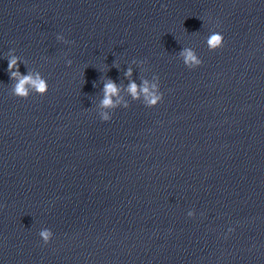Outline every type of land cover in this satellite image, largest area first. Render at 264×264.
<instances>
[{
  "label": "clouds",
  "instance_id": "clouds-1",
  "mask_svg": "<svg viewBox=\"0 0 264 264\" xmlns=\"http://www.w3.org/2000/svg\"><path fill=\"white\" fill-rule=\"evenodd\" d=\"M218 27V25H217ZM58 41H62L67 43L65 41L63 35L57 36ZM207 46L210 51H216L218 49H221L224 46V37L223 35L218 31H213L210 33L209 37L207 38ZM183 57V62L186 67L189 69H194L202 64V60L197 57V55L194 53L191 49H184L181 53ZM68 65L70 66L72 61H67ZM15 69V71H13ZM8 71L10 73V76L12 79L16 80L15 86L13 88V94L22 99H27L30 91H35L41 96H44L48 92V83L40 77L39 74H36L35 76L31 73L28 75L22 76L19 72V65H18V57L11 56L8 61ZM126 75H131V71L126 73ZM156 86L152 85V88L154 89ZM128 91L132 94L133 98L138 97V90L137 85L135 83H131L129 85ZM141 92H143L146 102L150 107L157 106L163 99V94L150 91L147 81L144 82V87L140 89ZM104 100L103 105L106 107L113 106L111 97L118 93V88L115 84V82L109 80L104 87ZM111 117H109L107 114L103 115L102 120L103 121H109ZM188 215L191 217L194 215L192 211L188 212ZM39 236L42 238L43 242L45 244L49 243L50 240L53 237V232L50 229H42L39 232Z\"/></svg>",
  "mask_w": 264,
  "mask_h": 264
}]
</instances>
